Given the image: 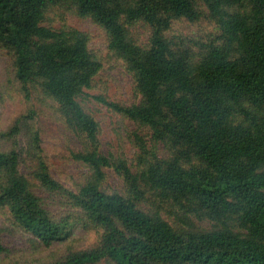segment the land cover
<instances>
[{"label":"trees","instance_id":"trees-1","mask_svg":"<svg viewBox=\"0 0 264 264\" xmlns=\"http://www.w3.org/2000/svg\"><path fill=\"white\" fill-rule=\"evenodd\" d=\"M58 13L101 29L107 59L133 78L139 102L103 101L149 133L134 134L132 163L102 154L80 98L104 58L90 35L52 28ZM1 56L0 100L24 109L0 125V214L54 256L21 255L0 227V264H264V0H0ZM33 94L82 143L75 159L89 175L73 190L52 174ZM110 172L122 191L108 188Z\"/></svg>","mask_w":264,"mask_h":264},{"label":"rangeland","instance_id":"rangeland-1","mask_svg":"<svg viewBox=\"0 0 264 264\" xmlns=\"http://www.w3.org/2000/svg\"><path fill=\"white\" fill-rule=\"evenodd\" d=\"M54 15L52 28L60 30L63 24L68 28L90 35V49L99 57L104 58V68L94 82L92 89L85 92L80 102L86 112L92 114L101 126V151L104 156L124 158L132 163L138 153L133 139L134 134L148 137V131H141L135 124L125 121L117 115L105 102L120 106H131L139 100L135 98L133 78L126 72L121 64L108 60L107 42L105 33L96 27L89 20H81L74 14L63 13ZM48 26V25H47ZM199 29H193L195 34H199ZM136 38L145 43L148 34L145 30L137 28L134 30ZM9 63L4 57H0V93L6 95L10 91L7 87V72ZM9 100V99H6ZM105 101V102H103ZM32 105L38 112V128L42 135V145L50 163V168L54 178L70 189L84 182L89 175L84 165L76 161L75 155L81 153L83 146L81 141L63 124L58 107L51 101L44 99L41 95L33 94ZM24 109L22 101L19 99L2 102L0 100V125H6L11 118L18 115ZM148 139V138H147ZM159 155L166 157L162 147L158 148ZM108 188L113 191H122L123 183L112 173H109L107 182ZM36 194L44 200L46 208L54 216L60 217L65 210L55 205L49 196L41 190ZM0 227L3 229L2 241L5 246L18 251L21 255L50 261L54 254L51 251L40 249L38 243L24 232L13 228L5 216L0 214ZM83 237L78 246L85 248L92 242L90 236Z\"/></svg>","mask_w":264,"mask_h":264}]
</instances>
